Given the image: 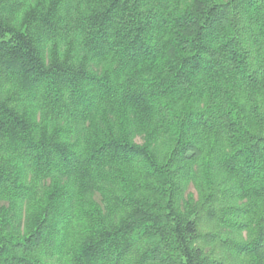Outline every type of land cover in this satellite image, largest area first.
Segmentation results:
<instances>
[{
    "label": "trees",
    "instance_id": "1",
    "mask_svg": "<svg viewBox=\"0 0 264 264\" xmlns=\"http://www.w3.org/2000/svg\"><path fill=\"white\" fill-rule=\"evenodd\" d=\"M0 264H264V0H0Z\"/></svg>",
    "mask_w": 264,
    "mask_h": 264
},
{
    "label": "rangeland",
    "instance_id": "2",
    "mask_svg": "<svg viewBox=\"0 0 264 264\" xmlns=\"http://www.w3.org/2000/svg\"><path fill=\"white\" fill-rule=\"evenodd\" d=\"M190 192H193V189L192 188H190V190H189ZM227 258H229V255H228V253H227Z\"/></svg>",
    "mask_w": 264,
    "mask_h": 264
}]
</instances>
